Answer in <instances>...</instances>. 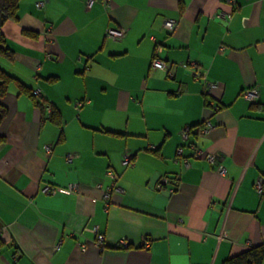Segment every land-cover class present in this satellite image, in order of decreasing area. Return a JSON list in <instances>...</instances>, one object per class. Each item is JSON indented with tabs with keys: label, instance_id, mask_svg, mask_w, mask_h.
Returning a JSON list of instances; mask_svg holds the SVG:
<instances>
[{
	"label": "crops",
	"instance_id": "1",
	"mask_svg": "<svg viewBox=\"0 0 264 264\" xmlns=\"http://www.w3.org/2000/svg\"><path fill=\"white\" fill-rule=\"evenodd\" d=\"M86 1L19 0L2 28L0 66L45 107L15 81L1 99L0 264H223L264 242V0Z\"/></svg>",
	"mask_w": 264,
	"mask_h": 264
},
{
	"label": "trees",
	"instance_id": "2",
	"mask_svg": "<svg viewBox=\"0 0 264 264\" xmlns=\"http://www.w3.org/2000/svg\"><path fill=\"white\" fill-rule=\"evenodd\" d=\"M18 8H19V0H0V55H3L7 58H12L13 51L6 45V38L3 33V25L7 20H18ZM24 34L28 36H36L37 33L30 29H23ZM11 81H15L20 92H24L28 94L34 101V104L39 106V108L43 111L45 107L44 101L37 99V97L33 94L32 90L21 82L16 77L9 74L6 70H4L0 66V119L6 113V107L1 102L2 97L8 91V85ZM244 89L241 91L243 93ZM255 106V104H252ZM48 119L55 124L56 126L60 127L62 125V117L60 111L55 107L51 106L50 111L47 115ZM190 134H192L193 129L189 127ZM190 137V136H189ZM190 138H188L189 140ZM0 140H2V136H0ZM2 223L0 221V252L2 248L5 246V241L2 237ZM119 246V245H114ZM264 259V242L251 245L246 250L242 251L241 253L231 256L227 258L223 264H262Z\"/></svg>",
	"mask_w": 264,
	"mask_h": 264
},
{
	"label": "built area",
	"instance_id": "3",
	"mask_svg": "<svg viewBox=\"0 0 264 264\" xmlns=\"http://www.w3.org/2000/svg\"><path fill=\"white\" fill-rule=\"evenodd\" d=\"M92 2L93 0H87L86 1V7H90L92 5ZM44 4V1H38L37 2V6L41 7L42 5ZM164 26L167 30H173L174 29V26H175V23L173 20H166L164 21ZM124 34V30L123 29H120V28H113V27H107L106 30H105V35L108 36V37H111L113 39H119L123 36ZM155 52H154V55L150 61V65L152 68H155V69H165L166 68V63L163 59H161L159 56H158V50H160V47L156 45L155 47ZM200 73L198 72H195V75L198 76ZM206 84V88L208 90L211 89V87L214 86V83H208V82H205ZM33 94L36 96V95H39L40 94V91L39 89H36V90H32ZM242 95L249 99V100H253L255 97H257L259 95V89L258 87L256 86H251V87H248L246 89H244ZM209 127H211V125L209 123H207V125L204 127V129H202L203 132L207 131L209 129ZM189 132H190V129L189 127H184L182 129V136L184 138V140H188L189 138ZM49 146L46 147V149L49 151ZM178 153L181 154L182 153V148H179L178 149ZM196 155H201L202 152L200 150H196L195 151ZM132 154L128 151H125L123 153V156H122V164L123 165H129L132 161ZM73 157V154H67L66 158L68 160H71ZM206 159L212 163H215L216 162V157L214 154H207L205 155ZM185 165L188 166L189 165V161L186 159L185 160ZM217 171L221 174H223L225 172V168L221 165V164H217ZM107 175H109L110 177L112 178H115L116 177V174L114 173V171L112 170H108L106 172ZM170 182V180L168 179V177L166 176H163L159 179V182L157 184V186L159 188L161 187H164L165 185H167L168 183ZM254 187L256 189V191L260 194V196L262 198H264V177H258L255 182H254ZM68 188L70 190H74L77 188V185L75 184H69L68 185ZM170 191L173 190V188H170L169 189ZM44 192L46 193H52L54 191V188L53 186L51 185H47L44 187L43 189ZM108 195V193H106V196ZM97 241L98 243H101L102 242V235L101 234H98L97 235ZM126 245V241L125 240H120L119 243H117V245Z\"/></svg>",
	"mask_w": 264,
	"mask_h": 264
},
{
	"label": "rangeland",
	"instance_id": "4",
	"mask_svg": "<svg viewBox=\"0 0 264 264\" xmlns=\"http://www.w3.org/2000/svg\"><path fill=\"white\" fill-rule=\"evenodd\" d=\"M152 68V67H151ZM154 69V68H153ZM38 96V95H37ZM123 156V155H122Z\"/></svg>",
	"mask_w": 264,
	"mask_h": 264
}]
</instances>
